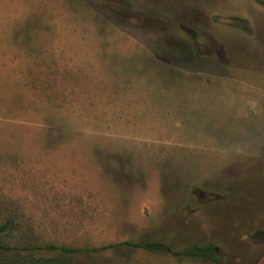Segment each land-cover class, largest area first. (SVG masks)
Returning a JSON list of instances; mask_svg holds the SVG:
<instances>
[{
    "label": "rangeland",
    "instance_id": "1",
    "mask_svg": "<svg viewBox=\"0 0 264 264\" xmlns=\"http://www.w3.org/2000/svg\"><path fill=\"white\" fill-rule=\"evenodd\" d=\"M260 48L264 0H0V209L77 264H264Z\"/></svg>",
    "mask_w": 264,
    "mask_h": 264
},
{
    "label": "trees",
    "instance_id": "2",
    "mask_svg": "<svg viewBox=\"0 0 264 264\" xmlns=\"http://www.w3.org/2000/svg\"><path fill=\"white\" fill-rule=\"evenodd\" d=\"M134 248L151 252L170 251L157 242L127 243ZM112 246L100 249H85L84 252H102ZM81 250L69 246H59L42 242L33 231L23 228L19 217L0 209V264H77ZM204 257L218 262L211 246H194L177 255Z\"/></svg>",
    "mask_w": 264,
    "mask_h": 264
},
{
    "label": "crops",
    "instance_id": "3",
    "mask_svg": "<svg viewBox=\"0 0 264 264\" xmlns=\"http://www.w3.org/2000/svg\"><path fill=\"white\" fill-rule=\"evenodd\" d=\"M262 50H264V48H260L258 51H262ZM250 51H255V48H250ZM259 59L260 60L263 59V64H264V55L263 56H260Z\"/></svg>",
    "mask_w": 264,
    "mask_h": 264
}]
</instances>
